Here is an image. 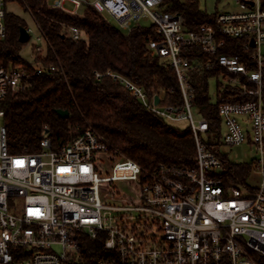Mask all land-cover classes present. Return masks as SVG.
<instances>
[{"label": "built area", "instance_id": "1", "mask_svg": "<svg viewBox=\"0 0 264 264\" xmlns=\"http://www.w3.org/2000/svg\"><path fill=\"white\" fill-rule=\"evenodd\" d=\"M40 27L28 0H21ZM43 6L69 15H82L91 7L131 33L142 20H151L158 39L150 48L168 58L176 71L184 104L163 107L164 94L151 97L122 75L118 80L148 111L165 122H186L192 129L197 152L195 167L160 165L153 171L112 150L92 126L71 141L54 147L46 134L41 150L12 154L5 126L4 101L28 89L32 76H48L56 66L30 72L24 67H0V264H69L80 251V236H106L105 248L114 253L97 264H264V158L259 166V188L243 192L227 185L224 170L231 162L220 148H209V122L196 117L194 89L189 73L220 68L219 94L228 99L219 106L224 146L253 142L264 155V7L261 0H235L238 9L217 14L216 23L195 31L186 28L181 11H170L179 0H38ZM8 0H0V38L6 37ZM73 5L72 10L66 5ZM30 39L33 29L27 28ZM45 38L42 28H39ZM75 41L84 39L77 26L67 27ZM224 38L247 39L249 60L220 55ZM29 39V40H30ZM46 40V38H45ZM254 41V47L252 42ZM199 46L209 56L194 63L185 59V47ZM45 58L42 47L37 55ZM250 64L257 66L251 69ZM105 75L97 74L98 79ZM214 79V78H213ZM215 80V79H214ZM160 102H156V97ZM247 97L248 99H242ZM128 182L135 194L122 196L114 183ZM115 199L122 206H107Z\"/></svg>", "mask_w": 264, "mask_h": 264}, {"label": "trees", "instance_id": "2", "mask_svg": "<svg viewBox=\"0 0 264 264\" xmlns=\"http://www.w3.org/2000/svg\"><path fill=\"white\" fill-rule=\"evenodd\" d=\"M14 1L24 7L21 0H8V3ZM28 2L48 42L45 58L37 55L36 65H30L23 58L22 51L28 44L20 42V33L22 28L29 27L22 18L7 10V34L0 38V67L21 66L32 72L37 67L53 65L57 71L44 77H30L28 89L4 101V123L12 154L39 152L47 133L53 146L60 147L92 126L112 150L139 163L146 171H153L160 165L196 166L192 129L188 125L179 129L178 125L165 122L148 111L126 85L105 75L108 72L122 75L141 86L150 97L154 92L163 93V107L182 106L181 86L170 59L159 57L150 48V43L158 39L155 25L137 24L131 33H125L120 26L112 25L106 14L91 7L82 15H69L43 6L38 0ZM171 3L169 10L183 13L189 31L216 23L217 14L203 11L198 0ZM261 3L264 7V0ZM69 26L79 27L84 39L72 40L67 34ZM224 41L220 55H240L244 61L249 60L253 51L245 49L247 39L224 38ZM182 53L192 63L199 58L205 61L210 58L199 46L185 47ZM250 66L253 70L257 68L254 64ZM98 73L105 77L98 79ZM222 74L220 68L196 69L188 76L194 89L193 106L211 128L206 140L210 149L221 146L219 141L223 134V120L218 109L228 99L218 97L215 101L211 96V80L215 79L218 95L223 87ZM262 81L264 96V75ZM60 110L67 111L69 118L60 117ZM252 168L253 163H230L224 170L227 185L245 181ZM105 242L104 233L94 239L82 234L78 258L69 264H97L109 259L115 254L106 250Z\"/></svg>", "mask_w": 264, "mask_h": 264}, {"label": "rangeland", "instance_id": "3", "mask_svg": "<svg viewBox=\"0 0 264 264\" xmlns=\"http://www.w3.org/2000/svg\"><path fill=\"white\" fill-rule=\"evenodd\" d=\"M95 1V0H91ZM180 2L184 3L186 0H179ZM199 7L205 12L210 15L221 14L227 11L235 12L238 9V5L235 4V0H198ZM66 8L72 10L73 5H66ZM7 10L10 13H14L18 17L22 18L28 27L33 29L32 37L28 42V45L22 51V56L26 61H33L36 56L37 48L42 47L44 52L48 46V42H46L45 38L42 36L38 25L28 10H26L21 3L14 1L9 2L7 4ZM108 16V15H107ZM109 22L114 25L115 27L120 26L113 18L108 16ZM140 24L144 26L152 25L151 20H142ZM217 92L216 89V82L214 79L211 80V96H215ZM215 100V99H214ZM196 117H202L198 111L195 110ZM187 126L186 122H182L178 124L177 128L182 129ZM207 137L206 140H208ZM214 141V139H213ZM212 141V142H213ZM221 153L226 156L231 163L233 164H244V163H253V168L250 170L249 176L245 179V181L239 184V187L242 188L243 192H248L249 186L251 188H259L260 182L262 179V172H260L259 166L261 165V160L264 158L262 157L261 151L258 150V147L253 142H247L242 146H224L221 145L220 147ZM116 187V192L121 191L122 196L132 195L135 194V191L131 188V185L128 182H116L114 183ZM104 204L107 206H122L124 203H120L115 199L108 198L104 201ZM72 257L77 259V255L73 254Z\"/></svg>", "mask_w": 264, "mask_h": 264}, {"label": "water", "instance_id": "4", "mask_svg": "<svg viewBox=\"0 0 264 264\" xmlns=\"http://www.w3.org/2000/svg\"><path fill=\"white\" fill-rule=\"evenodd\" d=\"M29 39H30V35H29V32H28V29L22 28L21 29V33H20V42L24 43V44H28ZM254 46L255 45H254V41H253L252 42V47H254ZM155 99H156L157 103L160 102V99H159L158 96ZM58 115L60 117H63V118H69V113L67 111L60 110V111H58Z\"/></svg>", "mask_w": 264, "mask_h": 264}]
</instances>
